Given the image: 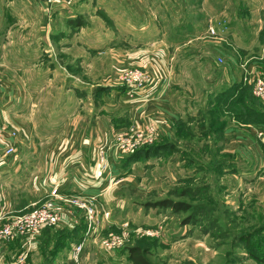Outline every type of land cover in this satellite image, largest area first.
Returning <instances> with one entry per match:
<instances>
[{
  "label": "crops",
  "instance_id": "1",
  "mask_svg": "<svg viewBox=\"0 0 264 264\" xmlns=\"http://www.w3.org/2000/svg\"><path fill=\"white\" fill-rule=\"evenodd\" d=\"M246 1L240 12L246 14L241 25L244 23L247 30L240 31V41L236 44L247 53L258 45L254 50L255 59L264 72V0ZM219 3L216 6L213 0L101 2L96 10L108 15V22H103L101 27L110 31L107 37L103 38L97 30L92 33L95 24L83 18V25L74 33L80 34L78 38L70 36L71 23L59 26V31L68 35L60 37L58 45L48 36L40 37L41 20L35 22L34 37L19 38L20 27H26L21 20L27 21L13 15L11 18L7 4H0V126L4 124L17 133L16 156L0 159V226L8 215L17 213V209L40 202L51 186H56L59 193L84 197L93 204L99 218L98 235L103 229H115L126 220L112 213L125 202V193L121 190L132 191L135 187L137 160L130 159L129 154L113 145L112 138L119 129L144 128L151 124L156 129L155 137H168L176 115H183L186 107L175 103L176 90L181 84L175 78L179 70L175 68L176 63L191 61L192 55L201 60L200 43L205 41L208 20L221 14L227 15V20L230 18L226 0ZM63 10L58 9V15L63 14ZM253 12L259 14L254 20L250 16ZM149 21L153 25L150 26ZM229 21L217 31L231 40L235 25L233 20ZM55 28L52 23V31ZM72 62L75 69H67ZM132 67L147 69L151 80L145 88L131 95L126 86L113 79L122 70ZM222 73L230 83L219 90L218 95L224 99L231 85L242 82L244 76L232 80L229 72L223 70ZM224 109L222 111L226 112ZM248 125L241 123L238 133L224 146H232L233 142L246 144L252 138L263 144L255 133V126L251 129ZM0 140H9L7 131ZM101 153L106 159L105 165L99 160ZM116 177L125 182L113 184ZM44 231L34 241L24 237L0 240V264H8L12 242H19V246L24 241L31 244V257L38 253L37 245L42 237L51 236V231L47 236ZM71 236L64 233L65 238ZM91 239H86L80 261L84 248L93 243ZM76 242L63 251L55 240L47 262L39 264H73L71 250ZM97 248H94L95 253ZM26 259L25 255L20 264L27 263ZM236 264L262 263L242 254Z\"/></svg>",
  "mask_w": 264,
  "mask_h": 264
},
{
  "label": "rangeland",
  "instance_id": "2",
  "mask_svg": "<svg viewBox=\"0 0 264 264\" xmlns=\"http://www.w3.org/2000/svg\"><path fill=\"white\" fill-rule=\"evenodd\" d=\"M55 1L0 0V4H7L10 17L13 15L19 20L27 21L21 20V24H26V27H20L22 32L18 34L19 38L30 40L34 37L37 29L35 22L41 20L40 37L48 36L52 43L58 45L60 37L68 35L63 30L59 31V26L64 22L71 23L70 36L77 37L80 34L74 33L78 31L77 27L83 25V18L92 20L95 24L92 33L97 30L104 35L103 38L107 37L110 31L101 27L103 22H108V15L96 10V5L110 0ZM213 1L214 5L219 6L221 0ZM259 1L261 0L256 2ZM226 2L230 18L227 20V15L221 14L208 20L203 38L205 41L200 43L201 60L192 55L193 60H178L176 63L175 68L179 70L175 78L181 84L174 97L175 103L186 106L183 115H176L168 137H155L153 142L139 148L142 149L135 156V187L132 191L128 188L121 190V193H125V202L112 214L123 216L130 222V239L122 249L106 250L92 236L90 239L92 238L93 243L84 248L81 261L78 258V261H73L75 264H133V258L145 260L148 264H236L242 254L250 256L247 252H253V246L264 250V229L259 231L258 236L252 235L248 244L242 239V234L246 231L264 226V144L252 138L246 144L233 142L232 146H224L238 133L242 122L232 118L234 112H223L221 107L223 103L231 104L227 98H233L238 93L235 92L236 89L229 97L222 99L219 96V90L229 83L228 80L225 81L224 77L227 75L222 73L223 70L230 73L232 80L252 74L264 79V72L255 59L257 54L254 50L259 46L254 45V49L247 53L242 52L238 42L236 44V41H240V31L247 30L244 23L241 25L246 14L240 12V7L247 4V1ZM61 8L64 9L63 14L58 15L57 10ZM250 16L254 20L259 14L253 12ZM8 19L10 20L9 17ZM229 19L235 25L231 40L221 36V31L217 35L209 31L210 27H223V24L230 22ZM52 23L56 26L55 31L51 29ZM148 23L153 25L151 21ZM251 31L254 33L255 29ZM53 34L56 36H52ZM52 39H55L54 42ZM186 56L190 57V54ZM73 63L67 69H75ZM132 68L142 69L149 75L147 69ZM214 70L215 74H212ZM121 72L113 79L119 84ZM241 80L243 82V78ZM241 96L244 100L249 98L245 93ZM252 126L255 125H248L251 129ZM129 128L135 129L129 126L115 132L112 144L115 145L113 141L116 134ZM254 129L255 133L258 130L264 131V126H255ZM121 182L124 183L125 179L118 181L116 185ZM64 196L77 197L73 194ZM48 198L45 193L40 202L25 209H17L16 212L38 207ZM78 198L95 209L89 200ZM57 203L66 211L62 223L64 226L59 224L52 228L43 227L41 231L45 230L44 236L50 234L49 231L51 236L49 239L42 237L37 245L38 253L32 257L29 248L31 244L24 241L19 246V242H12V251L7 257L8 264H14L22 254L26 255L25 261H28L24 264L47 262V255L54 247L55 240L63 251L71 248L70 244L75 238L72 227L83 221L85 229L88 224L86 210L63 200ZM68 209H72L69 215ZM140 227L153 229L154 235L143 234L138 230ZM133 229L137 231L133 232ZM112 230L114 229L105 228L102 233ZM64 233H71L73 237L65 238ZM81 239L82 237L77 242ZM94 248L98 249L96 253Z\"/></svg>",
  "mask_w": 264,
  "mask_h": 264
},
{
  "label": "built area",
  "instance_id": "3",
  "mask_svg": "<svg viewBox=\"0 0 264 264\" xmlns=\"http://www.w3.org/2000/svg\"><path fill=\"white\" fill-rule=\"evenodd\" d=\"M224 27V26H223ZM211 33L218 34L217 29L209 28ZM244 83L251 86L252 95L260 102L264 103V79L258 75L252 74L243 78ZM119 82L128 88L129 94H135L140 89L145 88L149 83V75L142 69L131 68L123 70L119 76ZM4 131H7L9 140H0V159L14 158L16 156L15 138L17 133L15 130L7 129V126L2 124L0 126V139ZM156 129L154 125H147L143 129L129 128L125 132H120L114 137L113 143L123 152L131 154L142 146L154 141ZM256 134L261 138L264 144V131H256ZM100 162L105 165L104 154L101 153L99 157ZM114 183L120 181V178L115 179ZM65 194L59 193L56 186H51L47 196L49 197L43 204L33 209L17 212L8 215L5 221L0 226V240H14L18 237H24L31 241L37 237L41 229L45 226L54 227L63 223V216L66 211L61 205L57 203L63 200L68 204H72L79 209L86 210V217L88 224L84 229L82 239L76 242L71 250V258L73 261H78L84 242L89 237H96L101 248L106 250L118 249L130 239L132 234V227L129 221H122L117 225L116 229L107 231L98 235L100 231L99 218L93 208L87 204L83 199L78 197H67ZM72 209H68V215ZM0 215V219H1ZM140 227L138 230L143 234L154 235L153 229ZM137 230L133 229V232ZM25 255H20L16 263L20 264L24 261Z\"/></svg>",
  "mask_w": 264,
  "mask_h": 264
},
{
  "label": "trees",
  "instance_id": "4",
  "mask_svg": "<svg viewBox=\"0 0 264 264\" xmlns=\"http://www.w3.org/2000/svg\"><path fill=\"white\" fill-rule=\"evenodd\" d=\"M233 90H235V92L236 93L238 92V93L235 94V96H233V98H230L229 95L231 92H233ZM242 93H245L249 98L244 100L243 97L241 96ZM224 95H227L226 97H229L227 99H229L231 101V104L228 105L226 103H223V104H221V107L223 109L225 108L227 112H234L232 118H234V119H236V120H238L244 124H252L255 126H264V103H261L258 99H256L251 94V89H250L249 85L244 84V83L239 82V81H236L235 83H233L231 85V88L229 90H227ZM141 149L140 150L138 149L135 152L129 154L128 155L129 158L135 159V156L138 154V152L141 151ZM78 227H81V228L78 232H74V235H75L74 242L78 241L82 237V234L80 236L79 232L82 230V233H83V231H84V224L83 223L75 225L74 227H72V230L76 231L78 229ZM263 229H264V226H260V227L253 229L252 231H246L244 234H242L243 235L242 239H244L245 243L248 244L250 241L249 238L252 235L258 236L259 231L263 230ZM250 247H251V245H250ZM131 249L132 248H130V250ZM251 250L253 252H247V253L250 256L254 257L258 262L264 264V255H261V254H264V250H260L258 248L256 249V246H253ZM133 264H148V263L145 260L133 258Z\"/></svg>",
  "mask_w": 264,
  "mask_h": 264
}]
</instances>
